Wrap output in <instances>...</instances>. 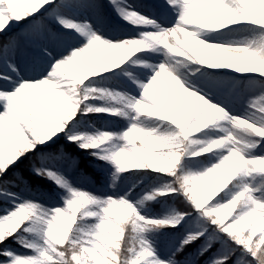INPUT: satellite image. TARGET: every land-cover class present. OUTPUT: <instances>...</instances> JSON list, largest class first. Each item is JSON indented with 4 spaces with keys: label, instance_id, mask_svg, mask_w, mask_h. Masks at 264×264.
<instances>
[{
    "label": "snow or ice",
    "instance_id": "1",
    "mask_svg": "<svg viewBox=\"0 0 264 264\" xmlns=\"http://www.w3.org/2000/svg\"><path fill=\"white\" fill-rule=\"evenodd\" d=\"M0 264H264V0H0Z\"/></svg>",
    "mask_w": 264,
    "mask_h": 264
}]
</instances>
